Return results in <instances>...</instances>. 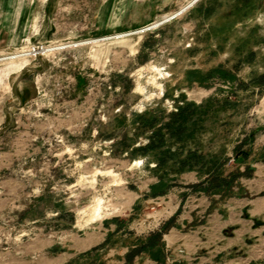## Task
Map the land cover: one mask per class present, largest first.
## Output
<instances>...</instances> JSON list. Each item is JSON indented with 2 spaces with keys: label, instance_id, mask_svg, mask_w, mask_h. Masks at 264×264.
I'll return each mask as SVG.
<instances>
[{
  "label": "rangeland",
  "instance_id": "obj_1",
  "mask_svg": "<svg viewBox=\"0 0 264 264\" xmlns=\"http://www.w3.org/2000/svg\"><path fill=\"white\" fill-rule=\"evenodd\" d=\"M190 1L0 0V264H264V0Z\"/></svg>",
  "mask_w": 264,
  "mask_h": 264
},
{
  "label": "bare ground",
  "instance_id": "obj_2",
  "mask_svg": "<svg viewBox=\"0 0 264 264\" xmlns=\"http://www.w3.org/2000/svg\"><path fill=\"white\" fill-rule=\"evenodd\" d=\"M196 1L198 0H191L188 4L182 6L181 8H179L176 12L172 13V14H169V15H164L160 20H157L153 23H151L150 25H148L147 27H144L141 32H145V31H149L151 29H154L156 28L157 26H159L160 24H163L165 22H168L170 20H172L173 18L181 15L182 13H184L186 11L187 8L191 7ZM163 21V22H162ZM128 34V33H127ZM121 35V34H119ZM114 37H117V36H114ZM110 38V36H109ZM102 40V39H101ZM104 40V39H103ZM102 40V41H103ZM89 42V41H88ZM94 42V41H93ZM80 44V43H79ZM72 45V44H71ZM48 47V46H47ZM53 47V46H52ZM63 47V46H62ZM51 49H44V48H39L38 50L35 48V49H30V50H23L22 52L20 53H16V54H13V55H10V56H5L3 58H0V60H14V59H21V58H27L29 56H31V54L35 53L37 55H41L45 52H48L50 51ZM101 204H100V200L97 199L96 200V203L93 204L92 206H90V216H89V219L90 220H96L99 218L100 216V210H101Z\"/></svg>",
  "mask_w": 264,
  "mask_h": 264
},
{
  "label": "trees",
  "instance_id": "obj_3",
  "mask_svg": "<svg viewBox=\"0 0 264 264\" xmlns=\"http://www.w3.org/2000/svg\"><path fill=\"white\" fill-rule=\"evenodd\" d=\"M180 110H177V112L174 114V115H176V116H179V119H178V121L179 120H181L182 118H184V117H181L180 118ZM180 126H181V124H180ZM148 144H150V141H149V143ZM151 145H152V143H151ZM226 178L225 177H223V175H220V174H217V173H212L211 175H209L208 176V178L204 181V183L208 186L207 188H206V190H205V192H211L212 190H214V189H216V188H218V187H220V183L223 185V186H225V189H227V190H229V187L230 186H227V184H228V182L226 183ZM151 238V239H150ZM155 238H157V239H160L161 238V235H160V233H155V234H153L151 237L149 236V238L147 239L148 240V242L147 243H149L150 244V241L152 240V239H155Z\"/></svg>",
  "mask_w": 264,
  "mask_h": 264
},
{
  "label": "crops",
  "instance_id": "obj_4",
  "mask_svg": "<svg viewBox=\"0 0 264 264\" xmlns=\"http://www.w3.org/2000/svg\"><path fill=\"white\" fill-rule=\"evenodd\" d=\"M164 238H168V236H165ZM166 240V239H165ZM181 251H183L184 253H185V251L184 250H181Z\"/></svg>",
  "mask_w": 264,
  "mask_h": 264
},
{
  "label": "water",
  "instance_id": "obj_5",
  "mask_svg": "<svg viewBox=\"0 0 264 264\" xmlns=\"http://www.w3.org/2000/svg\"><path fill=\"white\" fill-rule=\"evenodd\" d=\"M163 22V21H162Z\"/></svg>",
  "mask_w": 264,
  "mask_h": 264
}]
</instances>
